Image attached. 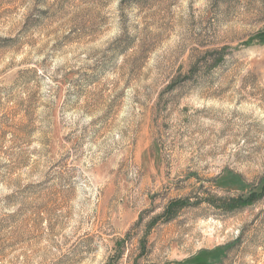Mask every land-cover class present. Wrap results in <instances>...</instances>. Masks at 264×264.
Masks as SVG:
<instances>
[{
  "label": "rangeland",
  "instance_id": "1",
  "mask_svg": "<svg viewBox=\"0 0 264 264\" xmlns=\"http://www.w3.org/2000/svg\"><path fill=\"white\" fill-rule=\"evenodd\" d=\"M263 180L264 0H0V264H264Z\"/></svg>",
  "mask_w": 264,
  "mask_h": 264
},
{
  "label": "trees",
  "instance_id": "2",
  "mask_svg": "<svg viewBox=\"0 0 264 264\" xmlns=\"http://www.w3.org/2000/svg\"><path fill=\"white\" fill-rule=\"evenodd\" d=\"M263 198H264V180L263 182L260 183V185L257 188L253 189L248 196L243 195L237 199H232L228 201L222 200L221 205L224 208H226V210L235 211L241 208H246L248 206H251L256 202L262 200ZM189 205H191V202L189 200L173 201L171 202L165 213L160 218H162L166 222H170L175 219L179 209ZM157 220L158 219H156L155 222H157Z\"/></svg>",
  "mask_w": 264,
  "mask_h": 264
},
{
  "label": "crops",
  "instance_id": "3",
  "mask_svg": "<svg viewBox=\"0 0 264 264\" xmlns=\"http://www.w3.org/2000/svg\"><path fill=\"white\" fill-rule=\"evenodd\" d=\"M206 257H207V253L200 256V258H201L202 261L205 260Z\"/></svg>",
  "mask_w": 264,
  "mask_h": 264
}]
</instances>
